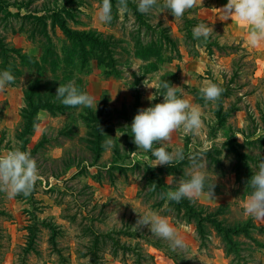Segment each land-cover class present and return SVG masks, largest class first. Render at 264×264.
Here are the masks:
<instances>
[{
	"label": "rangeland",
	"instance_id": "rangeland-1",
	"mask_svg": "<svg viewBox=\"0 0 264 264\" xmlns=\"http://www.w3.org/2000/svg\"><path fill=\"white\" fill-rule=\"evenodd\" d=\"M23 1L40 13L42 7L60 0ZM101 4L102 0H72L69 5L73 20L67 24L71 29L100 32L119 40L111 53L112 66H99L90 55L82 69L75 58L68 64L63 60L68 41L57 29L55 34L48 32L49 42L30 20L14 15L15 7L9 8L10 13L0 10V51L8 52V56L0 52V71L10 68L15 76L14 83L0 91V154L17 147L30 152L41 177L26 197L8 199L0 192V210L6 213L0 215L5 235L1 264L21 263L28 227L34 224L37 230L26 264H264V247L258 244L264 243V219L244 211L251 192L246 163L254 173L264 161V70H257L253 54L229 27L201 17L197 8L175 20L170 12L158 14V6L143 14L146 24L140 25L131 8L122 12L118 2L112 5V21L100 22ZM214 21L207 42L193 38L197 24ZM147 25L168 29L176 50L167 47L162 55L173 57L170 62H161L152 52L142 50L157 40ZM18 53L29 55L39 69L27 68L28 59L21 61ZM53 53L59 57L54 72L49 64ZM69 81L94 96L97 109L63 105L55 94L59 84ZM162 81L180 87L178 95L199 106L204 118L199 135L178 131L164 145L169 151L184 150L185 160L175 163L173 170L169 165L152 167L154 157L137 148L130 129L138 110L163 102L164 89L145 86L155 87ZM207 82L225 90L220 97L221 112L217 101L202 98L200 88ZM12 89L19 94L10 97L15 109L8 115ZM29 96L34 105L48 108L38 110L28 135V119L21 116L29 111ZM108 139L111 147L104 146ZM226 140H230L228 145L223 143ZM233 149L246 157V163ZM193 156L205 165L201 170L208 177L206 185L214 184V188L212 197L206 187L190 205L202 214L217 211V218L226 225L254 224L249 237L235 238L241 243L239 256H227L220 236L209 226L204 229L205 238L199 239L185 207L159 198L160 193L176 190L181 179L189 178ZM112 164L120 169L114 166L107 171ZM161 167L169 171H159ZM150 168L166 188L150 190L155 183ZM146 211L166 216L186 240L187 250L173 252L167 241L147 227L135 230L138 214Z\"/></svg>",
	"mask_w": 264,
	"mask_h": 264
},
{
	"label": "clouds",
	"instance_id": "clouds-1",
	"mask_svg": "<svg viewBox=\"0 0 264 264\" xmlns=\"http://www.w3.org/2000/svg\"><path fill=\"white\" fill-rule=\"evenodd\" d=\"M137 11L148 14L159 6L158 14L170 12L176 19L183 18L184 14L200 4L203 0H136ZM118 8L122 12L128 10V0H118ZM218 10L217 17L220 21L238 19L248 25V44L258 48L264 43V0H227ZM98 19L102 23H110L112 16L111 0H102L98 10ZM167 20V17H165ZM214 22H201L192 29V36L196 40L203 39L207 42L214 32ZM15 76L11 69L0 71V91L14 83ZM164 89L163 102L138 110L130 125L134 143L144 152H151L155 159L152 167L183 162L185 153L182 148L169 151L164 145L173 138V134L182 131L184 135L197 136L204 127L203 113L199 106L193 105L183 95H178L180 87L173 86L167 81L158 83L155 87ZM225 90L217 83L207 82L200 88L202 98L207 102L218 101ZM56 97L60 102L69 107H86L97 109L95 97L88 92L78 89L74 81L67 84H59ZM152 97V96H150ZM149 99L151 100V98ZM154 145H160L154 147ZM105 147L112 146V140L104 142ZM224 158V155L221 159ZM192 171L187 180L181 179L176 190H168L160 193L159 198L166 201L179 203L182 199L195 200L205 193L206 187L209 197H212L214 184L206 185L208 177L202 171L205 167L197 156L190 158ZM37 162L31 153L14 148L5 154H0V192L6 194L8 199H14L18 195L28 196L40 180ZM251 192L248 195L244 211L255 219H264V161L258 164V170L248 180ZM157 185L151 184V191H155ZM138 214V213H137ZM135 230L147 227L157 238L168 242L173 252L186 251L188 244L178 232L176 226L166 217L154 211H146L138 214V219L133 225Z\"/></svg>",
	"mask_w": 264,
	"mask_h": 264
},
{
	"label": "trees",
	"instance_id": "trees-1",
	"mask_svg": "<svg viewBox=\"0 0 264 264\" xmlns=\"http://www.w3.org/2000/svg\"><path fill=\"white\" fill-rule=\"evenodd\" d=\"M112 5H114V2H118V0H111ZM72 3V0H60L59 2H53L52 5L48 7H42L40 9V13H37V11L33 9H29L30 3H24L23 0H0V10L9 12L10 13V7H15L16 11L14 13L15 16L21 18V19H27L34 24V29L39 30L43 37L47 38L49 42L51 40L49 39L48 32L55 34L56 29L63 35L64 39L68 41V45L66 47L65 53L63 55V60L65 63H69L71 59L75 58L77 61H79L78 69L84 68V66L87 63L88 56H92L93 59L97 60V64L99 66H112L113 64V57L111 53L115 51V47L118 46L119 40L114 38L111 35H104L103 33H96L93 31H83V30H73L71 29L67 22L68 20H73L72 12L69 11V5ZM161 3V2H160ZM162 4V3H161ZM128 7L131 8V11L136 15L137 21L140 25L146 24L143 20V14L137 11V3L136 1L128 0ZM25 9V13H21V9ZM147 27H150L153 29V32L156 34L157 40L153 43V46L144 47L142 50L146 52L147 54H150L152 52L155 59L160 60L161 62H170V60L173 57H163V51L167 47H171L173 49L175 45V41L172 39V37L168 34L167 28H156L150 25H147ZM35 32V31H34ZM35 34V33H33ZM7 49H1V55L8 56ZM176 50V49H175ZM13 52H16V50H12ZM53 51L50 50V53ZM177 52V51H176ZM179 54V53H177ZM19 59L21 61H24L28 59L24 64H27V68H35L39 69V63H37L35 60H33L29 55L27 54H17ZM50 56H53V58L50 61L51 71H56L57 69V63L59 61L58 55L55 53L50 54ZM45 61L46 59H42ZM32 64L35 65V67H32ZM28 99V107L29 111L25 114V111L22 114V118L28 119L27 123L25 124V132L29 135L30 129L33 127V124L36 123L35 117L38 112V110L42 107L48 108L47 105H34L32 101L30 100V96ZM217 109L218 112H221L222 110V101L219 99L217 101ZM224 144L228 145L230 143V140H226L223 142ZM238 146V143L235 142ZM233 152L237 156V158L241 159L243 158V161L246 163V157H244L242 154L238 152V150L233 149ZM246 171L245 174L250 179L252 176V171L250 167H248V164L246 163ZM119 168L120 166L112 164L107 168V171L110 172L113 168ZM120 169V168H119ZM165 170V172H168L169 170L164 168H159V171ZM173 170V166L171 167ZM150 174H151V181H155V184L157 185L158 189L166 188L167 185L165 183H161L160 180L156 177V173L153 172V169L150 168ZM178 204V206L185 207V211L187 214V219L191 222H194L197 229V235L199 239L203 240L205 238V228L206 226H209L213 229V231L218 234L221 238V241L224 244V250L225 254L228 256L230 253H234L235 255L239 256L238 253L241 250L239 248L240 242L235 240L236 237L242 236V237H249V228L250 226L253 227L254 224L252 223H243V224H233V225H226L224 224L223 220L217 218L218 213H206L202 214L201 210H195L192 205H190L189 199H182ZM4 210H0V215H5ZM37 226L34 224L33 226L28 227V235H27V243L26 245L21 249V263L20 264H26L25 263V257L29 252H31L33 249L32 244L34 242V235L36 233ZM0 228V246H1V240L5 237L3 233H1ZM259 246L264 247V243H258ZM4 254L0 252V264H1V258ZM234 257L231 258V262L234 261ZM236 264V263H235Z\"/></svg>",
	"mask_w": 264,
	"mask_h": 264
},
{
	"label": "crops",
	"instance_id": "crops-1",
	"mask_svg": "<svg viewBox=\"0 0 264 264\" xmlns=\"http://www.w3.org/2000/svg\"><path fill=\"white\" fill-rule=\"evenodd\" d=\"M225 4H227V0H203V4H200L197 7L198 14L204 18H212L213 20H216L227 27L230 28V32L238 36L242 41V46L246 47L248 51H250L253 54V60L257 64V70H264V43L261 44L258 48L251 47L248 42V32L250 30L249 26L244 24L243 22L239 21L238 19H234L233 21L229 19L228 21H220L217 17L218 10L216 8H222ZM16 90L9 91L8 96V103H9V112L8 115L13 113V110L15 109L13 101H10V97H13L18 95ZM20 98V95L18 96ZM14 104V103H13ZM9 120V119H8ZM7 120V121H8Z\"/></svg>",
	"mask_w": 264,
	"mask_h": 264
}]
</instances>
